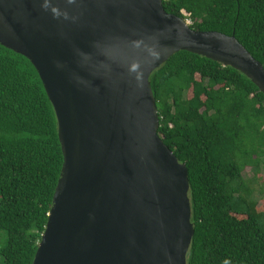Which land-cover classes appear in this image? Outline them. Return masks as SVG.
Here are the masks:
<instances>
[{
  "label": "water",
  "instance_id": "1",
  "mask_svg": "<svg viewBox=\"0 0 264 264\" xmlns=\"http://www.w3.org/2000/svg\"><path fill=\"white\" fill-rule=\"evenodd\" d=\"M162 1L0 0V46L36 70L63 157L32 264H187L188 175L158 136L149 77L186 51L264 95V67L233 34L193 30Z\"/></svg>",
  "mask_w": 264,
  "mask_h": 264
},
{
  "label": "trees",
  "instance_id": "2",
  "mask_svg": "<svg viewBox=\"0 0 264 264\" xmlns=\"http://www.w3.org/2000/svg\"><path fill=\"white\" fill-rule=\"evenodd\" d=\"M191 29L236 40L264 67V0H163ZM158 136L185 164L194 234L187 264H264V95L242 73L186 51L149 77ZM57 119L23 56L0 46V264H32L63 157ZM254 169L252 178L243 171ZM259 180V179H258Z\"/></svg>",
  "mask_w": 264,
  "mask_h": 264
},
{
  "label": "rangeland",
  "instance_id": "3",
  "mask_svg": "<svg viewBox=\"0 0 264 264\" xmlns=\"http://www.w3.org/2000/svg\"><path fill=\"white\" fill-rule=\"evenodd\" d=\"M253 172H254V169H251V168H246L244 171H243V177L245 179H249V178H252L253 176ZM259 174L260 176L258 177V179L256 180V182L254 183V186L258 189V186H260L262 184V182H264V170H261L259 171ZM253 199L255 200V202L257 203L258 206H261L262 203L264 202V194L261 195L259 193H255L253 195ZM2 236L5 235L4 233H0ZM3 245V240L0 241V248L2 247ZM1 259V257H0Z\"/></svg>",
  "mask_w": 264,
  "mask_h": 264
},
{
  "label": "built area",
  "instance_id": "4",
  "mask_svg": "<svg viewBox=\"0 0 264 264\" xmlns=\"http://www.w3.org/2000/svg\"><path fill=\"white\" fill-rule=\"evenodd\" d=\"M182 15L184 16V21L186 22L187 25H191V20L188 18L189 17V14L186 13L185 11H182Z\"/></svg>",
  "mask_w": 264,
  "mask_h": 264
},
{
  "label": "clouds",
  "instance_id": "5",
  "mask_svg": "<svg viewBox=\"0 0 264 264\" xmlns=\"http://www.w3.org/2000/svg\"><path fill=\"white\" fill-rule=\"evenodd\" d=\"M184 19H185V18H184ZM184 19H183V20H184ZM184 22H185V21H184ZM185 23H186V22H185ZM186 25H187V24H186ZM188 26H190V25H188ZM224 264H229V262H228V261H225Z\"/></svg>",
  "mask_w": 264,
  "mask_h": 264
}]
</instances>
